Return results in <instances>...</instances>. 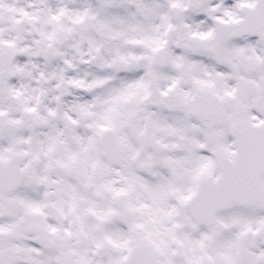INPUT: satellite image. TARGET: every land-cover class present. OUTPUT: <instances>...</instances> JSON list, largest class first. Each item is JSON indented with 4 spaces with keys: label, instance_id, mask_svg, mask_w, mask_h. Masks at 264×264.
I'll return each instance as SVG.
<instances>
[{
    "label": "snow or ice",
    "instance_id": "1",
    "mask_svg": "<svg viewBox=\"0 0 264 264\" xmlns=\"http://www.w3.org/2000/svg\"><path fill=\"white\" fill-rule=\"evenodd\" d=\"M0 264H264V0H0Z\"/></svg>",
    "mask_w": 264,
    "mask_h": 264
}]
</instances>
